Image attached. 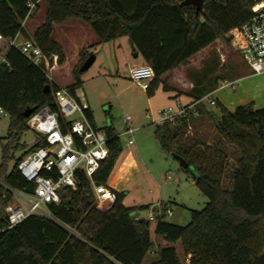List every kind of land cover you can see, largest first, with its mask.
<instances>
[{
  "label": "trees",
  "instance_id": "trees-1",
  "mask_svg": "<svg viewBox=\"0 0 264 264\" xmlns=\"http://www.w3.org/2000/svg\"><path fill=\"white\" fill-rule=\"evenodd\" d=\"M182 0H0V38L7 50L0 61V110L9 116L8 133L0 139V264H145L153 251L150 222L136 219L149 205L127 208L124 193H116L115 202L105 210L97 208L92 185L107 186L121 153L119 138L111 127L105 128L108 155L92 183L81 171L76 173V188L60 190V201L49 205L53 221L29 216L20 224L4 230V208L13 202L11 191L32 194L34 185L17 171L16 164L26 154L46 145L35 138L27 149L21 144L29 130L28 118L43 107L56 111L52 84L45 73L34 66L10 42L22 36L34 41L44 54H58L52 41L53 26L68 21L80 22L92 29L99 44L127 38L133 52L150 66L154 79L146 90L152 97L158 87L173 92L174 71L190 65L200 52L216 42L242 45L239 28L251 17L253 0H204L203 11L180 7ZM45 8L44 22L31 37L24 33V22L40 5ZM31 5H34L31 9ZM84 52V50H83ZM82 58L72 70L73 83L65 89L75 94L81 87ZM223 78L217 77L215 88ZM50 86V92L45 87ZM214 88V89H215ZM193 96L198 101L207 92ZM209 92L206 94L208 95ZM179 96V95H177ZM176 96V97H177ZM219 116L213 118L216 137L207 145L189 137V120L155 125L154 138L168 156L176 155L197 174L194 181L208 203L200 211H191L190 222L178 226L157 219L154 235L164 246L156 249L153 264H182L176 245L189 264H264V108L253 104L233 112L217 105ZM199 116L211 112L198 107ZM85 117L92 124L89 110ZM63 132L65 124L61 121ZM20 152L8 172L7 162Z\"/></svg>",
  "mask_w": 264,
  "mask_h": 264
},
{
  "label": "rangeland",
  "instance_id": "rangeland-1",
  "mask_svg": "<svg viewBox=\"0 0 264 264\" xmlns=\"http://www.w3.org/2000/svg\"><path fill=\"white\" fill-rule=\"evenodd\" d=\"M44 13L45 8L41 4L38 11L24 22L23 29L28 36L31 37L32 30L36 25L44 22ZM68 24H77L78 27L75 29L67 28L66 30L55 24L51 33L52 41L61 49L60 65L66 60L64 66L59 65L52 71L53 81L61 87L72 85L71 72L78 65L83 52V50L79 51L77 56L74 57L73 49L75 47L77 49L76 43L86 42L83 54L87 58L94 56L95 61L89 69L81 72L80 79L82 83L81 87L76 90V94H83L81 101L89 106L92 125L102 131L111 127L117 134H122L119 138L122 149L129 147V135L124 131L135 122L139 126L133 134L135 145L128 148L133 151L137 170L133 171L125 190L122 191L124 193L123 205L127 208H136L144 205L151 206L161 200L166 202L173 212L172 216L164 217L165 221L178 226H186L190 222L191 211L202 210L208 200L197 188L191 175L182 169L177 160L163 153L154 138L155 125L162 119L158 110L174 104V99L167 100L162 95L165 92L160 85L157 89L160 94L152 100V104H148V99H151L154 95L148 97L146 91L134 85L129 79V70L135 67V54L138 53L133 52L130 46L129 51L126 48L117 47L121 43H127L126 39L99 44L90 27L73 21ZM83 29L86 33L82 31ZM7 47L8 44L0 40V61ZM181 71L187 81L196 85L202 84L207 93L214 90L217 77L223 78L220 84L222 87H226L237 76L251 74L249 67L239 57L233 45L231 43L225 45L219 41L197 54L190 61V65L181 68ZM233 93L230 88H227L220 96L228 102L227 100ZM166 100L168 101L167 104L165 103ZM262 107H264V103L261 101H258L255 107L253 105V108L256 109H262ZM228 108L233 111L231 106ZM126 116L131 118L127 125L123 122ZM78 119H81L78 113L69 117L71 121ZM8 126L9 116L0 110V139L3 143V138L8 133ZM207 128L204 129L206 136L197 135L198 132L195 134L197 131L195 130V135H189V137L200 139L205 144H211L216 134L213 124ZM36 137V134L29 129L22 135L20 143L25 144L29 149L34 144ZM19 156L20 152H14V158L7 162L8 172L13 168L15 160ZM168 176L170 178H167ZM108 207V205H101L97 208L105 210ZM147 215L148 209L139 211L135 218L145 219ZM154 226L155 222H151L150 232L154 244L153 254L148 253L145 264H153L157 260L156 249L164 246L159 237L153 236ZM175 247L180 262L185 264V258L179 244Z\"/></svg>",
  "mask_w": 264,
  "mask_h": 264
},
{
  "label": "built area",
  "instance_id": "built-area-1",
  "mask_svg": "<svg viewBox=\"0 0 264 264\" xmlns=\"http://www.w3.org/2000/svg\"><path fill=\"white\" fill-rule=\"evenodd\" d=\"M253 1L250 19L239 28L242 45L236 50L251 74L261 75L264 74V0ZM33 7L34 5H31V9ZM10 46L42 70L52 84L58 86L51 77L52 71L60 65L58 54H44L32 40L17 42L15 39L10 42ZM129 79L146 91L154 79V73L150 66H137L129 70ZM229 86L232 90L236 89V82L229 83ZM58 87L53 91L57 110L43 107L32 113L27 120V127L38 138H43L46 145L29 152L16 164L19 174L26 181L33 183L34 190L32 194L11 191L13 203L4 208L7 217L4 230L17 226L29 216L53 221L48 207L59 203L60 190L76 188L77 171L83 172L92 183L93 176L108 155L109 139L104 131L92 127L86 119L85 112L89 107L81 101L83 94H71L65 88ZM201 105L212 107L216 103L210 98V94L188 104L175 100L174 104L158 111L162 119L157 125L166 121L197 119L198 107ZM76 113L81 119L69 120V117ZM130 120L131 118L126 116L123 122L127 125ZM61 121L65 124V132L62 130ZM133 132L130 126L125 131L129 135L128 145L134 144ZM92 195L98 208L101 205L110 206L116 200V192L104 185H92ZM172 214L167 203L158 201L149 206L148 215L144 220L156 222L157 219ZM149 254H153V251ZM185 264H189L187 259Z\"/></svg>",
  "mask_w": 264,
  "mask_h": 264
},
{
  "label": "crops",
  "instance_id": "crops-1",
  "mask_svg": "<svg viewBox=\"0 0 264 264\" xmlns=\"http://www.w3.org/2000/svg\"><path fill=\"white\" fill-rule=\"evenodd\" d=\"M69 22H71V21L66 22L62 26H58V25L57 26L60 27L61 29H66V30H67V28L75 29L78 27V26H76L77 24H68ZM73 22H76V21H73ZM37 26L38 25H36L33 28L31 35L33 34V32ZM82 31L84 33H86V31L84 29ZM123 39L127 40V38H119L113 42L123 40ZM0 40H3V39L0 38ZM20 40L24 41L23 37L19 36L16 38L17 42ZM3 41H5V40H3ZM5 42L7 43V41H5ZM126 42L127 43L119 44L117 47L121 48V49L126 48V50L129 51L130 48H129L128 40ZM110 43H112V42H110ZM85 44H87V43L86 42L76 43L77 49H75L76 47L73 49V51H74L73 53H75L74 57L77 56L79 51H82L85 49ZM65 64H66V60L60 66L62 67ZM144 64L145 63H144L143 59L140 57L139 54H137L136 60H135V67L142 66ZM170 76H171L170 86L174 89V91L173 92H167V93L165 92L162 94L163 96L166 97L167 100L174 99V101L178 100L183 104H188L193 100V96H197V95L201 94V89H203L202 84L196 85V84H193L192 82L187 81V79H185L186 77L184 76V73L182 74L181 68L174 71L172 74H170ZM231 82H236V89L232 90L230 88L229 84L226 87H222L220 84L222 82L219 81L216 85V88L211 92V93H213V95H211V93L209 92L210 98L215 101L216 105L212 106V107H210L208 105H203V109H204V111L211 112L213 117H209L208 115L203 114V115L199 116V118L192 120L189 124V130H190L189 134L191 136L195 135L197 132H198L197 135L206 136L204 129H208L207 127H211V124H213V118L219 116V111H218L217 105H221L223 107H225V105H226L227 108L231 106L233 108V111H234L235 108L242 106V105H246L250 102L253 103L254 107L257 105L258 101H261L262 103H264V74H261V75H252V74L239 75L236 78H234V80H231ZM231 82H229V83H231ZM57 85L60 86L59 84H57ZM62 88H66V87H62ZM227 88H230V90L234 92L232 94V96H230V98L227 100L228 102L225 101V98H221V96H220V94L223 91H225ZM158 94H160V93H158V90H157L154 93V96L151 99H148L147 102L149 105L152 104V100L155 99L158 96ZM206 94H204V95H206ZM177 95H179V96H177ZM167 100L165 102L166 104L168 103ZM224 103H225V105H223ZM262 108H264V107H262ZM229 109L230 108H228L227 110H229ZM254 109H256V108H254ZM159 110H161V109H159ZM229 111L233 112L232 110H229ZM91 126L96 128L92 124H91ZM130 127L134 130V132L139 128V126L136 122L133 123ZM213 127H214V125H213ZM195 130H197V131L195 132ZM125 131H124V133H125ZM134 132H133V134H134ZM194 132H195V134H194ZM114 133H115V135L118 136V138H120V136L122 135V134H117L115 131H114ZM133 145H135V142ZM207 145H209V144H207ZM128 146L132 147V145H128ZM129 147H125L124 149L121 148V153H120V155H119V157L115 163V166H114V168L111 172V175L108 179V182H107V186L109 188H111L112 190H114L116 193H120V192L125 190L126 184L129 182V180L132 177L133 171L137 170V165H136V161H135V158L133 155V151L131 149H128ZM158 201L162 202L161 200H158ZM163 203H166V202H163ZM153 236L157 237L155 235H153Z\"/></svg>",
  "mask_w": 264,
  "mask_h": 264
},
{
  "label": "water",
  "instance_id": "water-1",
  "mask_svg": "<svg viewBox=\"0 0 264 264\" xmlns=\"http://www.w3.org/2000/svg\"><path fill=\"white\" fill-rule=\"evenodd\" d=\"M194 7L196 13L201 12L202 14H204L203 11V6H204V0H182V2L180 3V7ZM137 56V54H135V57ZM95 61V57L94 56H89L84 63L80 66V72H84L87 69H89V67L93 64V62ZM50 86H46L45 87V92L49 93L50 92ZM32 114V110H28L24 113V116L26 118H29V116ZM172 157L178 161L179 165L182 167V169H187V164L186 162L181 159L180 157L176 156V155H172ZM189 174L191 175L193 181L197 180V174L192 170L189 169Z\"/></svg>",
  "mask_w": 264,
  "mask_h": 264
}]
</instances>
